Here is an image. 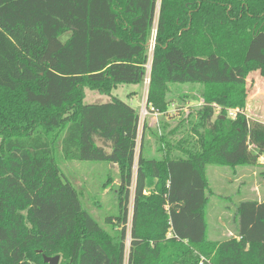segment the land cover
<instances>
[{
    "label": "trees",
    "instance_id": "obj_1",
    "mask_svg": "<svg viewBox=\"0 0 264 264\" xmlns=\"http://www.w3.org/2000/svg\"><path fill=\"white\" fill-rule=\"evenodd\" d=\"M155 24L148 111L167 109V84L204 87L193 120L160 135L159 157L143 132L137 151L139 113L111 94L142 82ZM252 68L264 73V0H0V264H264V201H240L222 241L205 219L207 165H264V122L245 112ZM85 87L109 99L86 103ZM56 151L117 165L108 229Z\"/></svg>",
    "mask_w": 264,
    "mask_h": 264
},
{
    "label": "rangeland",
    "instance_id": "obj_2",
    "mask_svg": "<svg viewBox=\"0 0 264 264\" xmlns=\"http://www.w3.org/2000/svg\"><path fill=\"white\" fill-rule=\"evenodd\" d=\"M159 6L160 0H157V10ZM155 27L156 24L153 27L150 38V47L148 49L149 59L145 64V74L142 82L118 84L111 90V94L125 101L130 99L131 104L139 113L140 126L137 151L140 147V139L143 132L144 154L159 157L161 153L156 152V147L160 142V135L166 134L168 129L179 124H186V120H193L192 114L203 104L204 87L200 84L191 83L167 84L168 89L165 92V98L169 101L167 109L164 112H153L157 114L154 116L148 113L147 100L152 71L151 63L153 41L156 34ZM70 35L71 31H64L59 35V39L64 43ZM244 88L246 91V115L249 119L264 122V73L261 69H249ZM108 99L109 95L106 93H101L88 87L84 88V102L86 103L102 102ZM144 110L146 111L145 115ZM218 111L219 109H217L216 113ZM151 117H154V119ZM148 123L151 124L148 125ZM162 124L164 126L166 125L165 129L162 128ZM184 128H188V126H182L181 129ZM181 135L183 134L178 133L174 136L178 138ZM55 153L59 168L65 174L66 178L76 187L82 205L100 224L108 229L109 227L105 223L106 218L118 214L117 196L115 192L119 183V170L117 165L91 160H66L61 157L58 151ZM260 159L263 161L262 157ZM251 166L259 167L256 168L258 171L257 175H253L252 180H249L248 173H244V176L237 181H234L236 178L234 179L232 177L233 168L229 166L214 164L206 166L205 174L209 187L206 191L208 200L205 208V219L207 222V238L209 240L214 242L222 241L236 234L234 215H236L237 204L242 200H253L245 194H247V190L251 186L256 184L253 181L255 178H263L260 173V166L262 164ZM263 172L262 174H264ZM242 179L245 180L243 181ZM131 191L132 195L128 204L130 216L133 209V186ZM129 245L130 236L126 239L127 252Z\"/></svg>",
    "mask_w": 264,
    "mask_h": 264
},
{
    "label": "crops",
    "instance_id": "obj_3",
    "mask_svg": "<svg viewBox=\"0 0 264 264\" xmlns=\"http://www.w3.org/2000/svg\"><path fill=\"white\" fill-rule=\"evenodd\" d=\"M131 103L130 99L127 100ZM150 115L154 116V115H157L156 113H149ZM152 119H154V117H151ZM151 123H148V125H150ZM252 148V147H251ZM152 152V151H151ZM154 154V153H152ZM261 158V157H260ZM259 158V160L262 162V160ZM259 161V162H260ZM230 167V166H229ZM233 168V174H232V177L235 179L234 181H237V180H240L243 176H244V173H248L247 175L250 177L249 180H252V176H256L258 171L256 170V168H259V167H253V166H250V165H237L235 167H231ZM264 170V166H260V173H261V176L263 178L260 179V177H258V179H254L253 181L256 182V184H254L253 186H251L249 188V190H247V196L251 197L253 200H257V201H264V174H262ZM264 173V172H263ZM243 181L245 179H242ZM251 183V181H250Z\"/></svg>",
    "mask_w": 264,
    "mask_h": 264
},
{
    "label": "water",
    "instance_id": "obj_4",
    "mask_svg": "<svg viewBox=\"0 0 264 264\" xmlns=\"http://www.w3.org/2000/svg\"><path fill=\"white\" fill-rule=\"evenodd\" d=\"M153 43H154V41H153ZM43 260H44V262H46L48 264H58L59 260H60V256L59 255L46 256L45 254H43Z\"/></svg>",
    "mask_w": 264,
    "mask_h": 264
},
{
    "label": "built area",
    "instance_id": "obj_5",
    "mask_svg": "<svg viewBox=\"0 0 264 264\" xmlns=\"http://www.w3.org/2000/svg\"><path fill=\"white\" fill-rule=\"evenodd\" d=\"M148 113H151L148 111ZM236 113H237V109H233V108H229L227 109V115L231 118H234L236 116ZM146 114V111L144 110V115ZM262 159L264 160V155L261 156Z\"/></svg>",
    "mask_w": 264,
    "mask_h": 264
}]
</instances>
